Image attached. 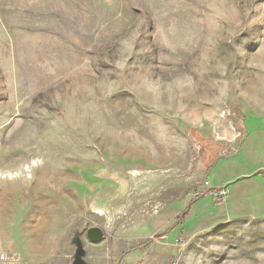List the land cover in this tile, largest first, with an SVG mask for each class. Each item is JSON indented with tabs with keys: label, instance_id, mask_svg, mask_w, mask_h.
I'll use <instances>...</instances> for the list:
<instances>
[{
	"label": "rangeland",
	"instance_id": "374dc122",
	"mask_svg": "<svg viewBox=\"0 0 264 264\" xmlns=\"http://www.w3.org/2000/svg\"><path fill=\"white\" fill-rule=\"evenodd\" d=\"M223 162L256 208L264 0H0V264H72L78 237L89 264H264Z\"/></svg>",
	"mask_w": 264,
	"mask_h": 264
},
{
	"label": "crops",
	"instance_id": "0c3cea01",
	"mask_svg": "<svg viewBox=\"0 0 264 264\" xmlns=\"http://www.w3.org/2000/svg\"><path fill=\"white\" fill-rule=\"evenodd\" d=\"M229 162H223L218 164V166L216 167V169L213 172V175L210 179V183L212 185V188L214 189L215 193L219 192L221 189H224L226 191V195L225 196H217L221 202L220 206L225 205L226 209L230 212V214L232 215H246V216H254L256 214H261L264 212V197L262 202H257V207L254 208H247L244 207L245 205L241 202L238 203V201H234L233 196L234 194L237 193L238 194L239 191L236 190V185L239 183V181L241 180L240 177L237 176H227L225 173V166H228L226 164H228ZM261 170V169H260ZM259 171V170H258ZM258 171H251L249 172L250 175L247 177H244L243 179H249V181H252L255 183V185L258 187V189L262 190L264 192V178L262 176L261 173H258ZM261 172V171H260ZM258 193H260L258 191ZM216 197L214 193H208L206 195H203L202 197H200L199 199H197L194 202V208H196V206L198 205L199 202H203L202 205L200 206V208L198 209V211L200 209H202L203 207H206L209 209V207H215L216 204ZM238 199V198H236ZM239 200H244L243 197H240ZM224 207V206H223ZM162 229V224L161 222L156 223V221L151 224H144L142 226V230L140 231L141 237H154L160 230ZM107 232V231H106ZM122 231H119V229L115 232L112 233L113 237H117ZM132 233V232H131ZM130 233V234H131ZM130 234H128L126 237H129ZM175 235V230L173 229L170 233H168L166 236L169 237H173ZM133 235L130 237L132 238ZM129 238V239H130ZM125 239V238H124ZM174 240L176 243H178V240H181V238H179V236L174 237ZM100 243V242H99ZM97 244V243H96ZM106 255V257L109 259L110 261H112L114 259V251L110 250V252H107V254H104V256Z\"/></svg>",
	"mask_w": 264,
	"mask_h": 264
},
{
	"label": "water",
	"instance_id": "95a60500",
	"mask_svg": "<svg viewBox=\"0 0 264 264\" xmlns=\"http://www.w3.org/2000/svg\"><path fill=\"white\" fill-rule=\"evenodd\" d=\"M86 235L90 242L99 243L105 239L107 232L103 227L93 226L86 231ZM75 243L76 251L72 264H89L86 260L87 251L84 242L78 237L77 239H75Z\"/></svg>",
	"mask_w": 264,
	"mask_h": 264
},
{
	"label": "built area",
	"instance_id": "2783aa9c",
	"mask_svg": "<svg viewBox=\"0 0 264 264\" xmlns=\"http://www.w3.org/2000/svg\"><path fill=\"white\" fill-rule=\"evenodd\" d=\"M226 195V191L224 189H221L219 192H218V196H225ZM177 242H180V240H178Z\"/></svg>",
	"mask_w": 264,
	"mask_h": 264
}]
</instances>
